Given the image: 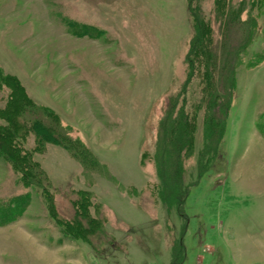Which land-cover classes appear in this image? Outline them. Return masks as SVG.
Instances as JSON below:
<instances>
[{"label":"rangeland","instance_id":"obj_1","mask_svg":"<svg viewBox=\"0 0 264 264\" xmlns=\"http://www.w3.org/2000/svg\"><path fill=\"white\" fill-rule=\"evenodd\" d=\"M195 1L216 45L212 82L230 79L216 160L198 181L207 108L193 114L191 103L204 97L208 66L196 52L205 22ZM228 2L242 5L243 28L215 22L214 0H0V126L17 96L50 112L67 138L40 151L33 131L19 133L31 179L0 157V264H170L179 238L183 264H264V0ZM251 27L244 49L223 45ZM169 97L195 116L192 150L179 155L184 185L197 182L184 232L156 196L152 159ZM80 190L103 221L90 243L64 229Z\"/></svg>","mask_w":264,"mask_h":264},{"label":"trees","instance_id":"obj_2","mask_svg":"<svg viewBox=\"0 0 264 264\" xmlns=\"http://www.w3.org/2000/svg\"><path fill=\"white\" fill-rule=\"evenodd\" d=\"M189 1L190 4L193 3V0ZM241 9L242 5L236 8V6L231 5L228 0H214L212 9L214 21L221 23L226 22V28L233 25L234 22L237 25L236 28H243V24L239 22ZM191 11L196 22H205L201 24V36L197 39V43L200 42V45L198 46L196 52L197 54L201 53L199 54L200 56L202 53L206 55L207 60L205 59V64L208 66L204 73L206 76V89L204 97H200L197 99L198 101L195 100L194 103H191L194 110L191 111L193 114L197 112L196 108L198 109V107L207 108V113L205 114V132L203 136L207 144H205L206 146L202 148L200 154V161L198 165L199 172L197 176L198 181L202 177L200 169L204 170L210 168L209 166L214 162V159L216 160L218 152L217 144L222 137L224 124L223 120L228 110L227 104L230 90V79L229 76H226L225 74L222 79V84L219 85L217 89L214 86V83L212 82V73H214L215 68H217L215 54L216 45L212 44L213 39L211 34L213 35V32L207 23L210 22V20L208 19L205 21V19L201 16L198 1H195V7L191 8ZM250 25L252 26V24ZM252 32V27L250 29L248 28L246 32L242 31L241 40H236L234 44L231 42H224L223 40V45L228 46L230 49L234 48V51L241 48L244 49L252 37ZM210 44L211 46H208ZM237 52L238 51H236L235 54ZM223 63L228 66L229 63H232V58L230 60L228 56L226 60H223L220 68H222ZM220 73H222L221 70ZM207 90H210V92H207ZM215 91H217L218 95H216ZM20 104L21 103L17 96H15V98H11L10 105L6 110L7 117L4 118L6 125L4 127L0 126V157H4L6 161L12 164V167L22 171L21 173L23 177H26L24 179H27V177L31 179L33 177L31 174V167L35 163L28 158L25 152L22 155L18 152L22 150L18 145V141L23 138V136L19 133H22L21 131H23L24 135L25 132H28V130L33 131L32 133L35 135L38 143L35 148H39L40 151L43 150V146L47 142L57 143L59 140L64 141L67 140V138L56 124L57 122L51 118L50 112L35 106L30 108ZM17 110H19L18 113H16ZM28 112H32L31 117L25 116ZM194 118L195 116L188 115L183 105L177 108L175 100L169 97L164 105L163 116L157 133L158 137L157 142L155 143V152L152 159L156 168L157 179L159 180V185L156 186V196L159 198L162 206L166 209L172 207L176 209L177 214L182 219L183 232L185 231L188 223V219H186L183 212V206L191 187L195 186L197 182H190L184 185L181 176V163L179 162V155L183 152L189 153L192 150ZM44 120L45 123L43 124L42 121ZM37 122H40L43 126H41V129H37L39 127ZM45 124H48V126ZM50 133L54 134L53 137L56 140L50 136ZM77 145L76 143L72 144V147L74 148L73 151L77 155L83 157V162L88 164L87 167L89 170L96 169L98 164L92 156L88 154L89 152ZM76 196L77 197L72 201L74 207V217L69 223L64 222V229L69 231L70 234L77 239L90 243V236L103 231V221L102 219L92 217L89 214L90 211L88 208L93 206V204H91L90 193L80 190ZM92 248L95 249L94 247ZM171 248L172 256L170 264H183L186 252L185 246L182 244V238H179L175 242V245L172 243Z\"/></svg>","mask_w":264,"mask_h":264}]
</instances>
